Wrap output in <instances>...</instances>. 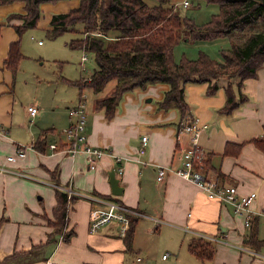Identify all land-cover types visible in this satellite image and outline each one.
Listing matches in <instances>:
<instances>
[{"label":"crops","instance_id":"crops-1","mask_svg":"<svg viewBox=\"0 0 264 264\" xmlns=\"http://www.w3.org/2000/svg\"><path fill=\"white\" fill-rule=\"evenodd\" d=\"M78 5L79 0L42 3L43 20L20 34L17 25L23 22L19 14L25 13L24 2L0 4V124L5 128L0 133V165L9 164L6 156L27 145L26 156L10 165L33 177L0 171V190L8 195L0 203V249L5 250L0 259L16 252L6 264H135L144 261V251L150 254L149 241L158 232V238L170 234L165 246L175 252V258L168 264H264V258L222 242H213L215 251L209 260L189 250V242L197 236L192 231H197L264 254V64L255 77L244 80L241 88L247 100L230 112L223 111L227 102L223 80L213 91L207 82L188 83L185 113L176 106L160 105L170 87L163 82L124 93L112 117L95 104L109 95L90 98L91 89L84 88L88 142L106 149L97 167L91 168L84 152L71 155L50 148L51 143L60 147L66 143L69 109L81 97L75 81L92 74L82 76L86 70L82 55L81 72L67 75L65 48L80 49L69 47L67 41L62 48L56 38L63 34L51 37L47 32L54 13ZM45 32L51 41L43 47L45 42L37 36ZM18 41L22 57L13 70L7 59L11 44ZM57 49L63 56L50 58L52 63L47 65L44 55ZM29 105L38 107L36 115L30 114ZM194 117L199 120L197 146L208 159L209 174L221 184L236 185L240 193L257 192L250 225L244 213L209 198L195 182L175 173L183 166L184 150L192 142L183 124ZM143 135L148 136V143L141 152ZM43 138L46 144L36 148ZM115 156L123 157L119 163L124 167L122 174L116 173L123 187L118 195L112 193L109 176L119 165ZM160 167L168 172L157 180ZM51 182L84 193L111 195L147 216L136 217L129 245L116 223L91 232L96 209L89 199L76 196L63 230L72 232L66 240L63 232H55L57 187ZM5 216L6 220L1 219Z\"/></svg>","mask_w":264,"mask_h":264},{"label":"trees","instance_id":"trees-1","mask_svg":"<svg viewBox=\"0 0 264 264\" xmlns=\"http://www.w3.org/2000/svg\"><path fill=\"white\" fill-rule=\"evenodd\" d=\"M13 1L17 0H0V4ZM20 1L24 2L25 13L19 14L23 22L17 25V30L22 34L37 27L42 17V3L60 0ZM175 1L157 0L150 5L145 0H79L77 7L53 14L48 35L80 32L81 35L68 41L69 47L87 51L95 60L96 67L90 78L75 81L81 95L86 87L100 92L109 82H116L109 96L95 102L96 108L103 109L107 117L113 116L127 91L160 82L170 86L160 105L176 106L182 113L189 109L185 98L188 83L207 82L213 91L223 80L227 93L223 111L226 112L247 100L241 86L245 79L255 77L264 64V0H204L217 3L219 12L202 26L177 13ZM78 24L82 27H77ZM223 36L230 38L231 47L223 50L222 61L202 50L196 58L185 54L179 60L174 57V49L183 39L210 40ZM21 57L19 41L12 43L7 60L13 70L17 69ZM45 144L43 138L34 146L40 149ZM207 161L205 158V170L209 171ZM56 193L55 232H63V238L68 240L72 232L63 230L68 224L70 203L76 195L69 197L58 187ZM136 217H132L126 233L129 245ZM189 250L203 261L211 259L215 251L213 241L200 236L189 242ZM15 255L16 252L6 255L0 264H6Z\"/></svg>","mask_w":264,"mask_h":264},{"label":"built area","instance_id":"built-area-1","mask_svg":"<svg viewBox=\"0 0 264 264\" xmlns=\"http://www.w3.org/2000/svg\"><path fill=\"white\" fill-rule=\"evenodd\" d=\"M183 5L188 6L189 1L185 0ZM88 59V55L84 54L82 60L86 61ZM85 97L86 95L82 93L79 102L69 109L70 122L64 128L66 143L63 145V147H60L57 143H51L50 148L53 150L66 151L71 155H76L78 152H84L88 156L90 167L96 168L99 160L105 154L106 149L101 146L92 145L88 142L86 134L88 113L85 105ZM28 111L34 116L38 113L39 109L36 105H29ZM198 121V118L194 117L185 121L183 124V128L192 134V142L190 147L184 150L183 166L179 169H176L175 173L195 182L201 189H203V191L206 192L209 198L228 203L233 206L235 212L244 213L246 215L245 222L247 225H250L252 215L255 213L252 210L251 205L257 197V192L251 191L250 193H240L236 185L221 184L214 177H212L211 174H209V171L205 170V154L203 150L197 146V136L199 133ZM4 131L5 128L0 124V133H3ZM147 143L148 136L143 135L142 144L140 146L141 152L146 150ZM28 147L29 146L27 145H20L16 153L8 154L6 156V161L9 164L0 165V171L24 177H32L28 173L18 170L10 165V163L24 158L26 156ZM116 161L118 163L123 161V157L117 156ZM115 172L118 175L122 174L124 172L123 165L119 163V165L115 167ZM167 172V168L160 167L158 169L157 180H162L166 176ZM51 184L67 192L69 197L76 195L85 197L91 201L93 208L96 209V215L93 216L90 222L89 228L91 232H96L109 223H116L119 227L120 233L122 235H126L130 227L132 217L147 216L140 210L128 206L114 197L95 193H84L77 191L71 186H62L58 183L51 182ZM153 220H155L157 223L162 222L160 218H153ZM192 232H194L197 236L204 237L213 242L227 243L239 248L240 250H244L264 258L263 253L245 245L231 243L215 235H209L197 231ZM163 257H167V254H165Z\"/></svg>","mask_w":264,"mask_h":264},{"label":"rangeland","instance_id":"rangeland-1","mask_svg":"<svg viewBox=\"0 0 264 264\" xmlns=\"http://www.w3.org/2000/svg\"><path fill=\"white\" fill-rule=\"evenodd\" d=\"M148 4L153 5L157 3V0H145ZM185 0H177L175 1V8L177 13H179L182 17H188L194 20V22L200 26L206 24L209 20H211L212 16L216 13L219 12V7L217 3H208L204 0H188L189 5L184 6ZM46 13L43 14L42 11V17L41 19L43 20V17L45 16ZM40 19V20H41ZM42 27V26H39ZM77 27L81 28L82 25L78 24ZM39 34L43 32H40L38 30ZM81 35L80 32H74V31H68L64 33L62 36H59L56 38L57 43L63 48L64 43L69 41L71 38L76 37ZM39 39L41 38L45 42V46H47L51 40H49V37L46 36V32L43 35L37 36ZM231 47V40L229 37L223 36V37H218L210 40H181L179 44L174 49V57L176 60H179L182 58L183 54L190 58H196L199 54V51L202 50L203 52H206L209 54L212 58L222 61L223 60V50L224 49H229ZM66 54L63 56L59 52V50H48L49 53H46L44 57H46L45 61L47 65L52 63L50 58L54 57H59L63 56V58H66L64 62V67H65V73L67 75H70L75 73H80L81 66L79 64L82 55L87 54L88 55V60L84 61L83 66L86 67V70L82 71V76L88 77L96 67L95 60L93 58V55H91L89 52L84 51V50H71L70 48H65ZM74 54V55H73ZM59 71V70H58ZM115 81H111L108 83L106 88L103 91L100 92H93L89 91L88 95L89 97H101V96H107L110 95L112 90L114 89L115 86ZM6 194V196H5ZM8 197L7 193H3L0 190V203L2 200L6 199ZM38 199V198H37ZM47 199V198H46ZM3 211V209H2ZM1 219L6 220L7 217L5 216L4 218L1 217ZM160 232V231H159ZM158 233V232H157ZM157 233L154 239H152L150 242L152 246V251L150 254H148L146 251L142 253L143 256V262H135V264H152L154 261L157 262L158 264H168L171 263L172 260H174L175 255L172 250L167 249L165 246V241L168 242L170 238V234L165 233V238L164 237H157ZM5 252L4 249H0V255L2 252ZM166 253L167 257H165V260H163L162 254ZM150 260V261H148ZM153 260V262H152ZM169 260V261H167ZM168 262V263H166ZM202 264V263H201Z\"/></svg>","mask_w":264,"mask_h":264},{"label":"water","instance_id":"water-1","mask_svg":"<svg viewBox=\"0 0 264 264\" xmlns=\"http://www.w3.org/2000/svg\"><path fill=\"white\" fill-rule=\"evenodd\" d=\"M110 183L113 194H121L123 192V187L120 185V180L116 175L115 168L111 169L109 172Z\"/></svg>","mask_w":264,"mask_h":264}]
</instances>
